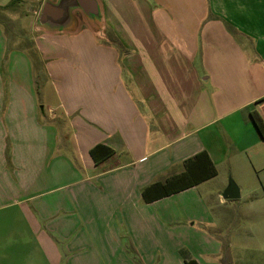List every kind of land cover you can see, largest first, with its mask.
Instances as JSON below:
<instances>
[{"label":"crops","instance_id":"0c3cea01","mask_svg":"<svg viewBox=\"0 0 264 264\" xmlns=\"http://www.w3.org/2000/svg\"><path fill=\"white\" fill-rule=\"evenodd\" d=\"M13 1L0 21H18L15 7L36 19L46 0L0 7ZM100 2L104 30L122 52L106 47L80 12L74 33L35 30L42 33L33 50H12L0 22V67L8 54L9 77L0 116V264H131L123 228L139 252L156 242L172 248L162 234L174 225L169 234L187 249L179 264H236L230 238L194 227L231 219H212L222 170L264 162L251 117L264 119V0ZM116 21H152L155 44L125 39ZM32 58L45 75L41 86ZM98 145L114 151L100 164L91 155ZM203 152L216 177L151 202L152 185L183 174Z\"/></svg>","mask_w":264,"mask_h":264},{"label":"rangeland","instance_id":"374dc122","mask_svg":"<svg viewBox=\"0 0 264 264\" xmlns=\"http://www.w3.org/2000/svg\"><path fill=\"white\" fill-rule=\"evenodd\" d=\"M12 11V15L18 16V21H8L5 16H1L2 28L8 37L10 48L12 50L28 46L29 48H33L36 45V38H38L39 33H42L34 32L37 30V17L36 19L34 17L32 18L31 14L26 16V9L20 10L15 7ZM224 23L226 26L230 24L229 21H224ZM116 26L120 35L127 40H131L134 36L136 37L138 35L144 37L143 39H146L145 43L148 44L146 49H149L150 44H152V42L150 43V41H148L150 40L149 37H151V40L153 41L154 36H156L154 32L156 30L152 21H116ZM104 32L106 38L103 40V43L105 45L108 44L106 47L110 46L112 48V44L121 52L126 49L114 32L109 29L106 31L104 30ZM153 44H155L154 41ZM7 55L8 54L3 57V65L0 67V116H3L6 111L9 97V77L6 64L8 60ZM32 62L34 67L38 70L35 76L42 78V82L36 80V84H40L41 86L44 83L45 75L40 72L41 67L38 59L32 58ZM43 96V93L42 96L37 95L38 101L43 98ZM6 146L8 148V143H6ZM6 158L8 161L7 155ZM255 168L257 170H255ZM222 171L224 187L221 186L219 188L221 196L230 179H232L242 189V197L239 200L233 201H223L221 198H218L214 203L211 201L212 219L216 220V215L222 213H230L231 219H225L222 225L220 223V226H215V224L211 223L196 222L194 228L208 234L214 240L219 236L222 239L230 238L233 243L232 246H234L232 251H234L236 256H234V262L236 264H264V196L261 193V190L264 189V162H254L253 164L248 163L246 168L241 169H239V166H235L234 172L228 171L226 173L224 170ZM243 181H245L244 184L240 183ZM250 188L255 189V194L247 197L246 191ZM215 190L217 191L218 189ZM192 206L197 207V204L190 203V207ZM190 220L189 223L193 222V219ZM218 221H220V219H218ZM175 228V225L171 229L167 227L166 230L168 229V233L162 234L164 238L167 236L172 240V246H170L172 248H165L166 244H164V242H156L154 248L149 250L141 249L139 252L134 249L129 233L123 228L121 234L122 237H124V248L130 255L129 258L133 259L131 260L133 262H131V264H179L182 262L187 254V249L184 246L181 248L182 238L180 235L169 234V230H172V232L175 233ZM225 244L226 246L228 245L227 243ZM175 246H177V248H175ZM134 254L136 256H134Z\"/></svg>","mask_w":264,"mask_h":264},{"label":"water","instance_id":"95a60500","mask_svg":"<svg viewBox=\"0 0 264 264\" xmlns=\"http://www.w3.org/2000/svg\"><path fill=\"white\" fill-rule=\"evenodd\" d=\"M76 12H80L91 30L102 35L104 21L100 0H46L39 13L36 28L48 33H74L78 29L79 21ZM225 201L241 198L239 186L230 179L222 193Z\"/></svg>","mask_w":264,"mask_h":264},{"label":"trees","instance_id":"16d2710c","mask_svg":"<svg viewBox=\"0 0 264 264\" xmlns=\"http://www.w3.org/2000/svg\"><path fill=\"white\" fill-rule=\"evenodd\" d=\"M16 2L17 1H13L6 7H0V11L2 12L7 9L9 10ZM29 50H33V48H29ZM251 117L258 133L260 134L261 138L264 139V119L256 111L251 113ZM113 154L114 151L104 145H98L91 151V155L96 164L104 162L105 160L113 156ZM216 176L217 170L213 162L211 161L209 155L206 152H203L197 155L195 158L190 159L188 162H186V171L183 174L175 176L170 180H167V182L165 183H157L152 185L150 189L153 191L154 197L153 201L151 202L198 186L199 184L206 182L207 180H210ZM146 194L147 192L144 193V196ZM145 198L147 200V196H145ZM187 264L196 263L191 260L188 261Z\"/></svg>","mask_w":264,"mask_h":264}]
</instances>
